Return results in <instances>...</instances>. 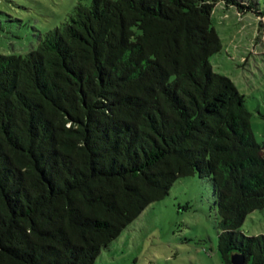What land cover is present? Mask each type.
Wrapping results in <instances>:
<instances>
[{
	"label": "trees",
	"instance_id": "trees-1",
	"mask_svg": "<svg viewBox=\"0 0 264 264\" xmlns=\"http://www.w3.org/2000/svg\"><path fill=\"white\" fill-rule=\"evenodd\" d=\"M220 1L255 10L254 0H90L29 53L0 51L4 255L38 264L15 248L26 233L40 250L108 247L198 174L213 182L223 259L264 264V234L242 230L264 210V142L210 61L223 48Z\"/></svg>",
	"mask_w": 264,
	"mask_h": 264
},
{
	"label": "rangeland",
	"instance_id": "rangeland-1",
	"mask_svg": "<svg viewBox=\"0 0 264 264\" xmlns=\"http://www.w3.org/2000/svg\"><path fill=\"white\" fill-rule=\"evenodd\" d=\"M89 1L0 0V51L29 53L77 3ZM254 5L255 10L239 11L218 2L213 22L223 48L210 61L245 96L256 138L264 142V0ZM219 221L213 182L196 174L179 178L165 198L150 204L108 247L74 255L65 249L40 250L26 233L15 248H32L38 264H228L218 249ZM242 230L248 236L264 234V210L250 214ZM0 264L22 263L0 251Z\"/></svg>",
	"mask_w": 264,
	"mask_h": 264
},
{
	"label": "water",
	"instance_id": "water-1",
	"mask_svg": "<svg viewBox=\"0 0 264 264\" xmlns=\"http://www.w3.org/2000/svg\"><path fill=\"white\" fill-rule=\"evenodd\" d=\"M231 262L232 264H246V257L243 254L236 252L232 254Z\"/></svg>",
	"mask_w": 264,
	"mask_h": 264
}]
</instances>
